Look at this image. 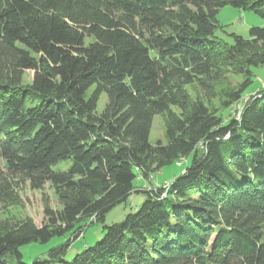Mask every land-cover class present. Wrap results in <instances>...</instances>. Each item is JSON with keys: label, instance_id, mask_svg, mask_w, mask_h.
Wrapping results in <instances>:
<instances>
[{"label": "trees", "instance_id": "16d2710c", "mask_svg": "<svg viewBox=\"0 0 264 264\" xmlns=\"http://www.w3.org/2000/svg\"><path fill=\"white\" fill-rule=\"evenodd\" d=\"M223 6L264 20V0H0V205L25 181L49 182L62 203L41 225L1 221L0 264H264V87L227 121L200 98L227 106L250 86L264 21L228 43L214 34ZM229 72L243 80L222 90ZM156 114L165 143L149 142ZM180 157L167 186L65 257L79 221L103 222L139 175ZM65 234L22 259L21 246Z\"/></svg>", "mask_w": 264, "mask_h": 264}, {"label": "rangeland", "instance_id": "374dc122", "mask_svg": "<svg viewBox=\"0 0 264 264\" xmlns=\"http://www.w3.org/2000/svg\"><path fill=\"white\" fill-rule=\"evenodd\" d=\"M219 27L214 30L216 37L223 39L224 41L231 43V33L241 35L244 38L249 37V27L252 25H262L263 19L249 10H241L231 6H223L219 8L216 15ZM254 72L253 81L250 86L241 94L240 98L233 100L227 106L222 104L224 98L217 96L211 99H207L203 96L200 97L203 92L197 86L186 85L187 91L192 97H200L211 108L217 110V115L222 117L224 121L231 118L237 119L243 108L245 102L255 96L258 91L264 87V67L259 66L252 69ZM33 76L32 70H26L23 74V84L30 83ZM243 80L239 74L229 72L225 76V80L221 84V89L236 88ZM202 93H200V92ZM106 96L102 94L99 98L97 105V112H101L105 103ZM165 126L163 117L160 114H156L153 117L151 129L149 133V142L154 144L160 140L165 143L164 136ZM181 161V164H179ZM187 158L180 159L178 162L171 163L164 166L160 170L154 171L149 174L148 177L138 176L136 180V186L133 193L129 196L126 202H121L114 205L105 214L103 222H92L89 224V220L79 221L77 224L83 225V233L74 241L70 242L65 257L70 259L74 254L83 250L84 247L93 244L96 240L100 239L104 231L102 229L103 224L117 223L123 220L124 216L133 211L145 198V191L149 189H155L156 187H164L169 184V181L173 179L175 175L182 172V167L185 165ZM69 161L59 164L60 166H66ZM182 165V166H181ZM56 167V166H55ZM15 201L8 205H0V222L4 220H18L25 217H30L37 225H41L43 222V209L44 207H50L52 209H60L62 203L59 200L54 187L46 182L40 189H33L30 187L29 182L25 181L15 190ZM91 220V219H90ZM69 234H65L62 237L54 236L45 243L31 242L29 244L21 246L22 259L25 262L30 263L36 257H44L47 254L49 248L64 243Z\"/></svg>", "mask_w": 264, "mask_h": 264}, {"label": "water", "instance_id": "95a60500", "mask_svg": "<svg viewBox=\"0 0 264 264\" xmlns=\"http://www.w3.org/2000/svg\"><path fill=\"white\" fill-rule=\"evenodd\" d=\"M181 158L185 159V157H180L178 160H176V162H178ZM187 162V161H186Z\"/></svg>", "mask_w": 264, "mask_h": 264}, {"label": "built area", "instance_id": "2783aa9c", "mask_svg": "<svg viewBox=\"0 0 264 264\" xmlns=\"http://www.w3.org/2000/svg\"><path fill=\"white\" fill-rule=\"evenodd\" d=\"M183 159V158H182ZM179 164H181V161H180V163Z\"/></svg>", "mask_w": 264, "mask_h": 264}]
</instances>
